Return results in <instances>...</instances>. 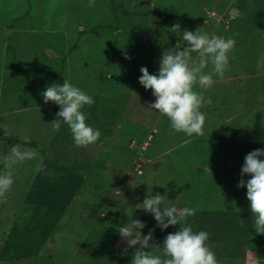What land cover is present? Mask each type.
Here are the masks:
<instances>
[{
    "label": "rangeland",
    "instance_id": "obj_1",
    "mask_svg": "<svg viewBox=\"0 0 264 264\" xmlns=\"http://www.w3.org/2000/svg\"><path fill=\"white\" fill-rule=\"evenodd\" d=\"M88 5L89 0H0V157L17 144L38 153L36 160L13 169L15 182L0 204V255L7 232L30 214L25 198L40 159L45 166L56 158L58 165L65 158L86 164L80 190L39 254L17 262L0 259V264H130L134 249L118 232L129 217L145 222L144 235L155 228L150 243L162 244L180 227L161 230L151 214L137 208L148 188L164 196L165 206L251 213L247 188L237 185L243 146L256 118L258 148L264 149V0H95L94 7ZM176 23L182 31L235 40L224 77L214 76L210 89H193L212 101L201 109L206 114L202 136L171 129L168 118L148 106L155 97L138 79L142 66L158 73L165 49L183 50L186 42L171 31ZM113 43L115 57L108 61ZM64 79L88 95L122 92L123 111L113 126L105 125L111 134L88 147L62 142L52 128L60 106L44 103L41 93ZM25 136L35 146L10 140ZM249 222L254 226L252 214ZM263 236L255 233L237 249L207 245L219 264H259ZM151 251L163 255L158 247Z\"/></svg>",
    "mask_w": 264,
    "mask_h": 264
},
{
    "label": "clouds",
    "instance_id": "obj_2",
    "mask_svg": "<svg viewBox=\"0 0 264 264\" xmlns=\"http://www.w3.org/2000/svg\"><path fill=\"white\" fill-rule=\"evenodd\" d=\"M89 7L95 6V0H89ZM171 31L186 45L181 48H167L159 57L157 74H151L147 67L142 66L139 83L151 90L155 101L148 106L157 110L161 116L168 118L170 128L182 132L188 137L204 134L206 114L201 109L211 105L210 98L206 99L203 91H194L195 86L207 90L214 84V76L221 79L229 65V52L235 47V40L220 36L201 33L198 29L193 32L181 30L180 24L171 26ZM193 53L197 58H193ZM125 58H130L127 55ZM211 66L209 71H205ZM44 103L54 102L60 106L57 118L52 121L55 131L66 124L71 131L76 147H88L97 142L100 131L93 129L86 123L87 116L82 109L94 104L92 96L80 88L73 86L67 79L62 84H51L41 93ZM25 143L30 138L22 137ZM38 153L21 145H14L10 152L0 157V204L6 200L14 184L13 169L27 161L36 160ZM264 149L250 151L244 157L240 170L241 179L237 187L247 188L246 197L250 202V211L255 218L256 233L264 234ZM44 167L40 159L37 171ZM136 174V173H135ZM142 174V173H141ZM248 174L250 179H243ZM138 174H136L137 177ZM132 184L131 187H134ZM163 187V186H162ZM137 208L151 214L156 221V227L161 230L169 226L179 225V230L169 232L162 244L150 243L154 241L155 228L147 235L142 234L146 226L140 219L129 217L127 226L118 229L122 241L127 248H133L130 264H219L214 252L208 247L210 233L204 230L193 231L191 224H181L196 210L190 207L177 208L176 205L165 206V198L159 192L153 194L148 188L146 196ZM153 247L162 249L163 255H154Z\"/></svg>",
    "mask_w": 264,
    "mask_h": 264
},
{
    "label": "trees",
    "instance_id": "obj_3",
    "mask_svg": "<svg viewBox=\"0 0 264 264\" xmlns=\"http://www.w3.org/2000/svg\"><path fill=\"white\" fill-rule=\"evenodd\" d=\"M117 28V27H115ZM80 33H85L81 30ZM115 43L111 46L109 60L115 56ZM94 99V104L85 106L82 111L86 114V123L89 126H97L101 130V141L106 134H111V127L105 128V125L113 126V120L123 111L122 92L90 94ZM108 122L109 124H106ZM62 128L57 131V136L61 135L63 141L71 143L74 141L70 129L62 123ZM260 120L256 118L253 129L250 132L248 141L243 146V152L248 154L254 149H258L260 140L259 131ZM226 139V138H224ZM11 141L25 143L23 139L15 137ZM30 144L35 146V142L30 140ZM236 141V140H235ZM231 141L229 145H233ZM225 142H227L225 140ZM47 161V160H46ZM64 162L58 165L59 158L49 160L51 166H45L40 170L33 179V182L26 194L25 201L31 205L29 216L24 222H16L7 232L5 243L3 244L0 259L20 261L24 258L36 257L42 247L48 240L51 232L55 228L70 205L73 197L80 190L84 177L80 174L81 168L85 163L80 160H74L68 163L66 158ZM67 161V162H66ZM57 171V174H50V168ZM175 193V192H173ZM171 193V194H173ZM251 213L248 210L244 212H230L227 210H196L194 216L187 218V224H191L193 231L204 230L210 233L209 240L206 243L213 242L225 248H240L249 244L256 231L254 226L249 222ZM195 229V230H194ZM264 237V236H263ZM259 264H264V254H259ZM125 261L119 260L117 264H125Z\"/></svg>",
    "mask_w": 264,
    "mask_h": 264
},
{
    "label": "water",
    "instance_id": "obj_4",
    "mask_svg": "<svg viewBox=\"0 0 264 264\" xmlns=\"http://www.w3.org/2000/svg\"><path fill=\"white\" fill-rule=\"evenodd\" d=\"M131 177H133V175H131Z\"/></svg>",
    "mask_w": 264,
    "mask_h": 264
},
{
    "label": "crops",
    "instance_id": "obj_5",
    "mask_svg": "<svg viewBox=\"0 0 264 264\" xmlns=\"http://www.w3.org/2000/svg\"><path fill=\"white\" fill-rule=\"evenodd\" d=\"M235 11V10H234ZM235 12H237V11H235Z\"/></svg>",
    "mask_w": 264,
    "mask_h": 264
}]
</instances>
